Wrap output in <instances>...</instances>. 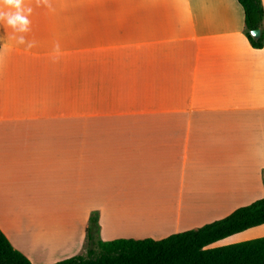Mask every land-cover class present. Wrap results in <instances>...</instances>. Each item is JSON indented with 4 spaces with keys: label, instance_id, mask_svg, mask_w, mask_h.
<instances>
[{
    "label": "crops",
    "instance_id": "obj_1",
    "mask_svg": "<svg viewBox=\"0 0 264 264\" xmlns=\"http://www.w3.org/2000/svg\"><path fill=\"white\" fill-rule=\"evenodd\" d=\"M25 4L35 47L0 24V230L32 264L84 252L93 211L99 240L161 239L264 195V42L237 0Z\"/></svg>",
    "mask_w": 264,
    "mask_h": 264
},
{
    "label": "trees",
    "instance_id": "obj_2",
    "mask_svg": "<svg viewBox=\"0 0 264 264\" xmlns=\"http://www.w3.org/2000/svg\"><path fill=\"white\" fill-rule=\"evenodd\" d=\"M243 8L245 35L254 48L264 42L261 0H237ZM259 29L258 37L250 31ZM264 223V195L230 214L200 227L172 233L161 239H97L98 212L86 228V254L52 264H264V236L222 246L207 247L221 238ZM0 264H32L0 230Z\"/></svg>",
    "mask_w": 264,
    "mask_h": 264
},
{
    "label": "clouds",
    "instance_id": "obj_3",
    "mask_svg": "<svg viewBox=\"0 0 264 264\" xmlns=\"http://www.w3.org/2000/svg\"><path fill=\"white\" fill-rule=\"evenodd\" d=\"M38 7L52 9V0H36ZM33 13L31 6H26L25 0H0V24H6L17 33V43L26 45L28 49L35 47V41H27L25 34L31 31L30 16ZM54 58L60 55V45L57 42L53 49Z\"/></svg>",
    "mask_w": 264,
    "mask_h": 264
},
{
    "label": "rangeland",
    "instance_id": "obj_4",
    "mask_svg": "<svg viewBox=\"0 0 264 264\" xmlns=\"http://www.w3.org/2000/svg\"><path fill=\"white\" fill-rule=\"evenodd\" d=\"M94 56H98V54L97 55H94L93 54V57ZM100 68L101 67L99 65H93V67H92L93 85L96 84V81L99 80ZM93 103H94V99H93ZM85 254H86V244H85V250H84V252H81L79 255H85ZM76 255H78V254H76Z\"/></svg>",
    "mask_w": 264,
    "mask_h": 264
},
{
    "label": "water",
    "instance_id": "obj_5",
    "mask_svg": "<svg viewBox=\"0 0 264 264\" xmlns=\"http://www.w3.org/2000/svg\"><path fill=\"white\" fill-rule=\"evenodd\" d=\"M250 34L253 37H258L259 34H260V30L259 29H253V30L250 31Z\"/></svg>",
    "mask_w": 264,
    "mask_h": 264
}]
</instances>
